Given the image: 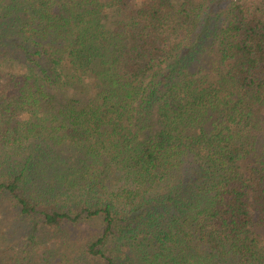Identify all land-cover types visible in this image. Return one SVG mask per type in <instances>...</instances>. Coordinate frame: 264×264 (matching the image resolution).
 <instances>
[{
    "label": "trees",
    "instance_id": "trees-1",
    "mask_svg": "<svg viewBox=\"0 0 264 264\" xmlns=\"http://www.w3.org/2000/svg\"><path fill=\"white\" fill-rule=\"evenodd\" d=\"M5 211L44 264H264V0H0Z\"/></svg>",
    "mask_w": 264,
    "mask_h": 264
},
{
    "label": "rangeland",
    "instance_id": "rangeland-1",
    "mask_svg": "<svg viewBox=\"0 0 264 264\" xmlns=\"http://www.w3.org/2000/svg\"><path fill=\"white\" fill-rule=\"evenodd\" d=\"M249 3H257L259 0H247ZM9 211H5V214L0 219V233L5 235L0 239V264H44L45 261L52 262L58 261V256L63 255L60 251L61 248H57L54 257H49L50 252L45 251L46 246L49 243L43 244L39 241L30 242L27 231V227L22 225L23 222L13 219L6 222ZM14 215V214H13ZM14 218V217H13ZM46 238V237H45ZM46 254H43L44 252Z\"/></svg>",
    "mask_w": 264,
    "mask_h": 264
}]
</instances>
